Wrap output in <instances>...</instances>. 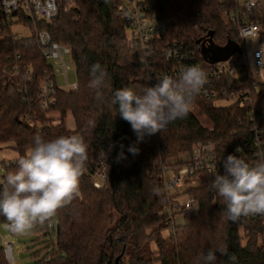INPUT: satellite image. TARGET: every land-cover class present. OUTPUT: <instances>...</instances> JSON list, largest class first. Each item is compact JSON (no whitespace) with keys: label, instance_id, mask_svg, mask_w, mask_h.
<instances>
[{"label":"trees","instance_id":"trees-1","mask_svg":"<svg viewBox=\"0 0 264 264\" xmlns=\"http://www.w3.org/2000/svg\"><path fill=\"white\" fill-rule=\"evenodd\" d=\"M72 1L68 6L65 0H57L51 19L37 23L52 39L68 46L76 75L75 87L54 86V102L45 109L39 106L36 91L49 63L30 33L14 38L9 25L0 26L4 34L0 39V144L10 143L18 157L26 155L37 134L46 140L77 134L88 145L79 194L54 216V238L49 237L53 249L29 264H196L200 253L222 246L236 256L235 264H264V217L228 220L225 205L210 189L214 177L208 172L199 173L198 182L189 187L197 200L196 208L182 212L174 233L164 232L169 218L164 212L161 177L163 165L186 160L192 144L205 140L219 144L224 157L233 154L248 163L259 159L258 155L252 157L250 148L255 134L252 126H264V84L253 87L241 67V86L249 90L244 104L231 101L216 105L197 95L185 118L173 121L162 133L138 141L130 123L120 117L118 105L111 103L116 89L139 91L150 86L145 79L142 51L128 39L122 23L120 0ZM234 2L151 0L154 11L168 21L158 35L159 41L152 42L153 49L167 40L182 41L201 63L213 62L203 55L201 38L206 36L211 45H222L228 39L240 42L237 23L229 18ZM260 38L264 39L262 30ZM14 58L32 67L31 80H24V75L7 79L1 73L4 63ZM146 60L158 67L171 62L160 57L156 49ZM97 63L107 72L103 100L99 101L88 86L90 69ZM19 81L24 83L20 91ZM193 107L206 123L192 111ZM66 113L72 118V129L64 123ZM89 120H95V128L88 126ZM236 144L244 150L234 152ZM130 146L138 147L137 155L129 152ZM99 153L106 157V178L95 188L90 168ZM0 165L3 180L15 170L16 159L1 160ZM48 226L49 220L35 229L44 235ZM217 256L223 264H233L227 257ZM0 264H10L1 246Z\"/></svg>","mask_w":264,"mask_h":264},{"label":"built area","instance_id":"built-area-1","mask_svg":"<svg viewBox=\"0 0 264 264\" xmlns=\"http://www.w3.org/2000/svg\"><path fill=\"white\" fill-rule=\"evenodd\" d=\"M65 1L68 6L73 4L72 0ZM262 3L260 0L234 2L229 18L238 26L240 52H233L223 60L203 64L196 59L194 51L182 41L167 40L163 44L154 46L160 57L172 62L160 67L154 66L146 59L151 56L152 51H155L152 42L159 41L158 35L167 27L168 21L154 11L151 0H120L118 9L128 39L142 51L145 79L150 86L154 85L162 74L175 78L182 69L199 66L206 72L207 82L198 95L211 100L219 96H229L233 97L232 101L244 104L249 99V90L241 86V67L244 68V75L253 87L264 84V39L260 38V18H258ZM56 6L57 0H0V26L9 25L10 35L14 38L22 36L13 28L14 25L28 28L39 47L40 54L49 63L36 91V98L42 109L54 102V86L57 85L55 74L59 72L63 76V84L58 85L60 87L73 88L76 84V82L69 84L66 78L67 65L64 55L70 52L68 46L52 39L45 28L37 27L38 21L51 19L56 12ZM3 37L4 34L0 29V39ZM249 37L255 39L246 49L244 41H249ZM1 73L7 79L24 75V80L29 81L32 77V67L20 64L14 58L4 63ZM16 84L19 91L24 88L22 81ZM248 114L252 116V111ZM252 129L255 134L251 141L252 148H249L252 150V157L256 158L258 151L264 149V126L253 125ZM232 149L237 153L244 150L240 144H236ZM222 150L223 148L214 140L200 141L192 144L186 160L162 166V192L166 199L164 212L168 215L169 223H173L174 216L178 212L189 211L197 206L196 198L189 192L191 185L186 183L197 179L201 172L210 173L209 170L214 166L217 172H224L223 160L226 157L221 155ZM257 160L250 161L249 164H254ZM91 163V185L98 188L105 182L106 157L103 153H99ZM254 216L256 215L242 217ZM0 246L5 259L11 261L12 242L1 238Z\"/></svg>","mask_w":264,"mask_h":264},{"label":"clouds","instance_id":"clouds-1","mask_svg":"<svg viewBox=\"0 0 264 264\" xmlns=\"http://www.w3.org/2000/svg\"><path fill=\"white\" fill-rule=\"evenodd\" d=\"M89 88L95 98L103 100L107 72L98 63L92 65ZM207 82L202 67L190 66L177 77L162 74L152 86L139 91L128 87L116 89L111 103L118 105L120 117L130 123L137 140L157 132H164L173 121L185 118L196 96ZM90 128L96 127L89 120ZM88 145L81 135H60L44 139L33 137V146L26 155L16 159V168L0 180V216L8 222V230L23 235L37 225H44L57 210L69 204L79 194V181L88 159ZM239 151V149H237ZM129 152L137 155L138 147ZM259 159L249 164L242 157L229 154L223 160L224 174L214 166L209 170L214 177V190L226 207V217L235 222L242 216H264V149ZM227 257L235 264L236 256L226 246L200 253L196 264H223L218 258Z\"/></svg>","mask_w":264,"mask_h":264},{"label":"rangeland","instance_id":"rangeland-1","mask_svg":"<svg viewBox=\"0 0 264 264\" xmlns=\"http://www.w3.org/2000/svg\"><path fill=\"white\" fill-rule=\"evenodd\" d=\"M258 1V0H257ZM263 2L261 4V8L259 11L260 22H259V29L264 32V0H260ZM260 3V2H259ZM14 29L18 30L19 34H29L30 30L26 27H22L20 25H14ZM201 42L203 45V49L207 52L209 49V42L208 39L205 37L201 38ZM255 37H249V41H244V47L247 49L248 46L252 41H254ZM65 64L67 65L66 69V78L67 82L73 83L76 81V75H75V68L74 64L72 62L70 53H66L64 55ZM264 70V69H263ZM55 82L57 85L63 84V76L61 73L55 74ZM233 100V97L229 96H219L213 99L214 104L216 105H224L228 104ZM195 114L198 116V118L203 122L206 123V120L202 113L193 107V110ZM53 115V113H50ZM56 119V118H54ZM64 123L66 127L72 129L73 123L72 118L69 113H66L64 117ZM31 149V148H30ZM27 149L25 154L30 150ZM18 158L17 151L11 146L10 143L5 142L0 144V161L1 160H13ZM3 173V168L0 165V179L1 174ZM198 181L196 179H193L192 181H189L187 184L189 185H195ZM182 212H178L175 216L177 218L173 219V223L167 224L165 231L166 233H174L175 227H177L176 223H179L181 219ZM56 222V218L53 217L49 220V226H48V233L42 235L39 230L32 229L31 231L20 235V234H14L8 230V222L5 218H1L0 216V241L1 238H5L8 241L12 242V250H11V261H9L10 264H29L35 259L42 258L48 254H50L51 249H53V246H50L49 243V237L54 238L53 236V229L52 225ZM148 231V230H147ZM149 244V243H148ZM152 244V243H151ZM153 248V244L150 246V248ZM154 264H157L154 262Z\"/></svg>","mask_w":264,"mask_h":264},{"label":"water","instance_id":"water-1","mask_svg":"<svg viewBox=\"0 0 264 264\" xmlns=\"http://www.w3.org/2000/svg\"><path fill=\"white\" fill-rule=\"evenodd\" d=\"M209 52L203 49V55L208 56L210 61L223 60L233 52H240V46L235 40L228 39L222 45L209 44Z\"/></svg>","mask_w":264,"mask_h":264}]
</instances>
